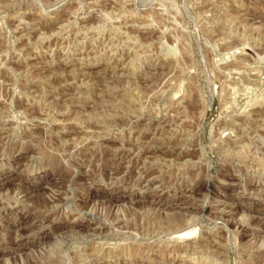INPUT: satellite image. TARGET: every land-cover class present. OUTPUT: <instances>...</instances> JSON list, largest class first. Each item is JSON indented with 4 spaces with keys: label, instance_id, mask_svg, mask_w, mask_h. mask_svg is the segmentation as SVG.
<instances>
[{
    "label": "rangeland",
    "instance_id": "374dc122",
    "mask_svg": "<svg viewBox=\"0 0 264 264\" xmlns=\"http://www.w3.org/2000/svg\"><path fill=\"white\" fill-rule=\"evenodd\" d=\"M0 264H264V0H0Z\"/></svg>",
    "mask_w": 264,
    "mask_h": 264
},
{
    "label": "bare ground",
    "instance_id": "6f19581e",
    "mask_svg": "<svg viewBox=\"0 0 264 264\" xmlns=\"http://www.w3.org/2000/svg\"><path fill=\"white\" fill-rule=\"evenodd\" d=\"M184 231H185V233H183V236H181V237H189V236H191L193 234V230H184Z\"/></svg>",
    "mask_w": 264,
    "mask_h": 264
}]
</instances>
